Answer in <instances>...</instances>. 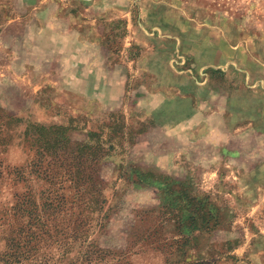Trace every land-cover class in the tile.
I'll return each mask as SVG.
<instances>
[{"label": "rangeland", "instance_id": "374dc122", "mask_svg": "<svg viewBox=\"0 0 264 264\" xmlns=\"http://www.w3.org/2000/svg\"><path fill=\"white\" fill-rule=\"evenodd\" d=\"M0 264H264V0H0Z\"/></svg>", "mask_w": 264, "mask_h": 264}, {"label": "trees", "instance_id": "16d2710c", "mask_svg": "<svg viewBox=\"0 0 264 264\" xmlns=\"http://www.w3.org/2000/svg\"><path fill=\"white\" fill-rule=\"evenodd\" d=\"M87 147L89 149H92V150H94L96 148V146L93 145V144L87 145ZM67 149H72L70 147V144L67 145ZM93 160H94L93 162H90L91 164L89 163L90 166L93 163L94 164L96 163V158L93 159ZM89 178L91 180L90 181V188L91 189L94 186V182H96L98 184L100 183V179H98L96 177H93V178L92 177H89ZM138 179L139 180L136 181V182H142V183H147V184H149V182H150L145 177H139ZM167 189L170 190V185L167 187ZM22 201H24L23 198H19L18 201H17V203H16V206L21 207L23 205V202ZM91 202H92L93 205L90 204V206L94 207V205L97 203V200L96 199H92ZM185 202H186V204L188 206V207H186V211L188 213V216L186 217V220L185 221L188 223L189 230L193 231V230L208 229L210 227V225H209L210 224L209 223L210 221L209 220H210V218L213 215H212V213L210 211H208L206 209V207L204 206L203 200L198 199L197 197H194V196L186 195ZM213 224L215 225V224H217V222L214 221ZM13 241H15V240H13ZM16 241L19 242L18 240H16ZM14 247H15L16 254H19V253H17V249H19V244L18 243H14ZM3 255L4 256H8L9 253L8 252H5ZM10 255L12 256V255H14V253H11Z\"/></svg>", "mask_w": 264, "mask_h": 264}]
</instances>
